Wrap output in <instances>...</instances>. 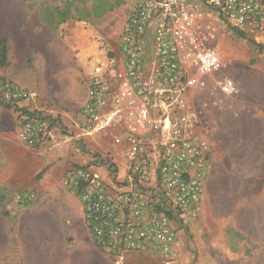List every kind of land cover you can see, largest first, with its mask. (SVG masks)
I'll use <instances>...</instances> for the list:
<instances>
[{
	"label": "built area",
	"instance_id": "2783aa9c",
	"mask_svg": "<svg viewBox=\"0 0 264 264\" xmlns=\"http://www.w3.org/2000/svg\"><path fill=\"white\" fill-rule=\"evenodd\" d=\"M210 17L249 35L264 34V0H134L118 35L122 72L95 71L88 81L77 126L89 134L122 131L126 177L110 176L111 159L97 155L91 164L97 173L90 165L74 167L61 184L80 202L86 230L112 264H121L126 252L173 263L180 227L199 212L210 145L197 136L201 123L189 97L204 86L203 76L222 68L220 57L202 47L201 34L210 28L203 20ZM28 96L8 84L0 88V98L12 104ZM52 125L20 113L16 137L34 147ZM33 199L30 192L15 197L21 207Z\"/></svg>",
	"mask_w": 264,
	"mask_h": 264
},
{
	"label": "rangeland",
	"instance_id": "374dc122",
	"mask_svg": "<svg viewBox=\"0 0 264 264\" xmlns=\"http://www.w3.org/2000/svg\"><path fill=\"white\" fill-rule=\"evenodd\" d=\"M133 2L0 0V40L5 39L6 49L2 59L0 45V88L8 84L29 95L16 104L0 98V264H20L19 221L37 213L60 220L66 235L69 227L71 233L68 232L67 242L74 233L84 234L97 253L112 264L111 259L95 247L83 224L80 202L62 187L61 181L74 167L90 165L92 172L97 173L91 165L92 151L111 159L114 172L108 170L110 176L117 179L116 165L119 172L123 167L125 144L114 142L110 134H101L104 131L94 135L85 133L88 137L82 138L79 144L73 139L72 130L75 127L80 131L77 114L86 100L90 79L78 66V50L95 41L109 51L107 40L116 42L119 48L118 35ZM64 12L66 16H62ZM203 25L210 28L201 34L202 47L216 53L222 61V68L214 72L215 75L236 76L264 63V49L258 46L264 45V34L249 35L238 30L245 36L239 38L232 32L234 28L214 17L205 18ZM187 71L194 74L188 66ZM210 75L202 77L204 86L194 89L189 97V106L196 113L195 103L205 101L207 93L203 89ZM196 92L201 94L197 99ZM24 111L48 121L58 120L61 125L53 124L49 136L34 147H27L16 137L17 118ZM197 136L200 138L199 133ZM211 150L210 145L206 184L210 176ZM206 184L197 217L179 229V257L170 264L254 261L255 246L234 231L228 215L233 210L218 200L214 208H206ZM28 192L34 195L33 201L25 207L17 205L16 195ZM124 257L121 264H164L152 253L126 252Z\"/></svg>",
	"mask_w": 264,
	"mask_h": 264
},
{
	"label": "crops",
	"instance_id": "0c3cea01",
	"mask_svg": "<svg viewBox=\"0 0 264 264\" xmlns=\"http://www.w3.org/2000/svg\"><path fill=\"white\" fill-rule=\"evenodd\" d=\"M107 42L109 51L95 41L78 50V66L88 78L95 71L109 76L114 70L122 72L117 43ZM205 82V101L195 103L201 120L199 136L213 150L205 205L214 208L218 200L231 208L233 212L228 215L234 231L255 246L252 253L255 260L244 264H264V63L236 76L214 73ZM103 131L107 132L101 134H110L116 143L124 138L119 128L108 127ZM72 132L79 144L88 137L75 127ZM92 153L91 159L97 155L95 151ZM116 170L117 179H125V162L120 172L117 165ZM38 215L19 221L20 264H108L84 234L74 233L67 242L69 227L66 235L60 220Z\"/></svg>",
	"mask_w": 264,
	"mask_h": 264
},
{
	"label": "trees",
	"instance_id": "16d2710c",
	"mask_svg": "<svg viewBox=\"0 0 264 264\" xmlns=\"http://www.w3.org/2000/svg\"><path fill=\"white\" fill-rule=\"evenodd\" d=\"M66 14L67 13H63L62 14V16H66ZM232 30V32L236 35V36H238L239 38H245V36L243 35V33H240L238 30H236V29H231ZM4 44H5V39H1L0 40V45H1V52H2V59H4V57H5V53H6V49H5V46H4ZM259 46V48H261V49H264V45L263 46H260V45H258ZM1 64H3V61L1 62ZM24 113L25 114H28V115H31V114H29V113H26L25 111H24ZM51 123L52 124H57V125H61L60 123H59V121L58 120H52L51 121ZM97 156V155H96ZM102 163H104L103 161H102ZM109 163V162H108ZM114 165L110 162V164H109V167L110 168H112L111 170H112V172H114L113 170H114V167H113Z\"/></svg>",
	"mask_w": 264,
	"mask_h": 264
}]
</instances>
